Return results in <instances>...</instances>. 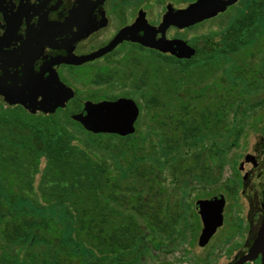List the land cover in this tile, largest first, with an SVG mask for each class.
<instances>
[{"label":"trees","instance_id":"16d2710c","mask_svg":"<svg viewBox=\"0 0 264 264\" xmlns=\"http://www.w3.org/2000/svg\"><path fill=\"white\" fill-rule=\"evenodd\" d=\"M263 19L264 0H248L245 9L217 35L216 43V35L201 37L203 47L193 45L196 55L190 60L149 51L160 74L151 75L149 81L134 76L136 92L146 98L149 109L162 114L164 119L156 120L162 151L160 155L153 152L152 159L158 165H170V175L180 188L187 179L216 183L225 153L212 141L206 152L213 165L206 167L198 153L192 160L194 164L185 165L181 149L189 152L206 136L212 138L223 122L226 107L231 109L229 124L234 134L228 149L241 127L234 129L236 111L232 104H219L212 111L201 110L196 118L186 113L185 102L176 103L179 92L190 88L192 77L197 76L198 83L215 74L223 61L230 60L235 68L234 77L241 79L240 68L248 63L244 52L250 53L259 45L264 35ZM197 58L200 66L192 68ZM164 66L172 72L166 86L159 83ZM253 85L254 82L248 84ZM262 105L264 94L251 103L250 109ZM23 113L30 120H23ZM245 113L244 110L242 115ZM72 114L66 115L68 121L82 129L71 120ZM164 128H169V134ZM0 138L6 140L0 142V233L7 245L0 264H35L31 251L40 243L45 244L46 250L40 264H66L71 258L80 264L82 257V264H139L148 255V244L160 249L162 243L156 236L167 238L174 232V225L184 222L168 197L163 198L158 178L161 169L149 164L151 154L145 153L137 129L126 137L86 133L85 142L79 145L56 116H35L22 111L8 115L0 111ZM196 147L205 148L203 143ZM34 185L39 202L32 197ZM155 186L162 198L156 202L152 194ZM228 188L233 194L235 186L230 184ZM30 210H47L50 218L33 216ZM5 217L9 219L2 221ZM12 244L19 246L18 253L8 252ZM51 247L53 251L47 253Z\"/></svg>","mask_w":264,"mask_h":264},{"label":"flooded vegetation","instance_id":"af4514ba","mask_svg":"<svg viewBox=\"0 0 264 264\" xmlns=\"http://www.w3.org/2000/svg\"><path fill=\"white\" fill-rule=\"evenodd\" d=\"M149 1L0 0V111L26 112L20 105H8L4 98H15L22 92L25 95L38 94L55 86L57 81L71 89L74 98L64 108L56 109L51 116L67 114L71 101L77 102L74 115L88 102L126 98H110L101 88H107L117 75L125 78L131 88L134 76L137 80H144L147 68L142 62L152 50L124 40L99 58L80 65L71 63L107 47L124 30L140 37L144 31L153 28L157 37L175 40L180 39V36H167L169 31L176 33L197 26L184 30L173 26L165 31L160 29L167 6L176 12L196 0L184 8L176 7L172 2H163L160 14L154 21H150ZM232 7H227L224 13L215 18L227 13ZM74 84H78L85 92L83 99L77 98ZM34 115L48 116L41 112ZM247 168L248 165L243 169L244 172L238 168L239 177L225 185V196L219 195L224 200L222 226L203 248L199 247L200 250H206L205 264H264V164L260 166L255 158V166L245 172ZM230 184L235 186L233 195L239 193L243 201L233 202L229 208L230 203L226 199L231 195L228 188ZM215 197L197 199L193 204L195 219L200 224L199 234L202 226L195 211V203ZM3 251L0 249V256Z\"/></svg>","mask_w":264,"mask_h":264},{"label":"rangeland","instance_id":"374dc122","mask_svg":"<svg viewBox=\"0 0 264 264\" xmlns=\"http://www.w3.org/2000/svg\"><path fill=\"white\" fill-rule=\"evenodd\" d=\"M163 2H172L176 7L184 8L192 0H151L149 1V17L150 21L156 20L160 14L161 4ZM248 0H237L233 7L227 13L206 21L205 23L199 24L192 29H188L181 32L169 31L167 36L178 35L180 39L188 42L189 45L196 48L202 49L203 40L201 37L214 36L216 43L217 35L221 33L227 24L235 18L240 12L245 9ZM262 29L264 30V19L262 20ZM199 39V40H198ZM251 53V54H250ZM244 52L247 56L248 63H243L241 66V72L243 75L241 79H237L233 75L234 64L228 60L219 63V68L215 74H210L200 79L197 83V76L191 78L190 83L192 84L188 90H181L178 95L176 103L183 104L185 102L186 113L190 116L196 117L198 112L201 110L212 111L217 105L232 104V110L236 111L234 129L241 127V131L237 139L233 142V146L229 148V145L234 140V134L230 130V121L232 118L231 109L227 108V113L223 119V122L214 130V136L211 138L206 136L197 145L201 147V144L205 146L204 149H198L196 146L191 151L185 152L181 149V157L185 159V165L194 164V155L199 154L204 165L206 167H212L213 163L208 158L206 152L207 148L210 147L212 141L215 142L216 146L221 147L225 150L224 153V165L221 170L219 179L216 183L205 184L195 180L187 179L186 185L182 188L179 187L177 181L173 180L170 170V165L162 163L161 165L156 164V161L152 159L153 152L160 155L162 151L161 144V132L157 130L156 120H164L162 114L158 115L156 111H153L147 107L146 98H141L140 93L136 92L134 87H129L125 78L117 75L112 83L102 89L105 90V95L110 98L114 97H126L133 99L140 107L139 116L135 124V129L139 132L141 143L144 145L145 153H150L149 164L156 165L157 169H161L159 174L160 186L164 197H168L170 200L171 207L179 213L183 218V223H177L173 226L174 232L169 237L156 236L157 240L162 243L159 250H155L148 244L149 252L148 255L142 258L139 264H205V253L206 250H200L197 246V237L199 234L200 224L197 222L194 216L193 204L197 199L206 198L209 196H219L225 194V185L233 181L234 178H238L239 174L237 169L240 168L242 171L247 166L244 161L246 155L254 156L259 162L260 166L264 164V105L251 108V103L259 100L264 94V35L262 36L259 45L254 50ZM147 59H143V66L147 68L146 79L149 81L150 76L153 74L159 75L160 71L157 68L156 60L148 53ZM200 59L197 58L196 62L193 63L192 68L200 66ZM136 70V69H135ZM197 71V69L195 70ZM136 74L137 72L134 71ZM150 73V74H149ZM172 72H169V67L164 66L161 68V79L159 83L168 84L169 76ZM173 76L176 77V74ZM134 79V78H133ZM152 79V78H151ZM150 79V80H151ZM134 81V80H133ZM154 82V81H152ZM195 82L197 83L195 85ZM251 82H254L253 86H248ZM77 91V98L83 99L85 92L78 84H74ZM148 87L145 89V91ZM190 97V98H189ZM241 99L240 104L238 100ZM77 102L71 101L67 110V114L73 113L76 109ZM239 106V107H238ZM207 109V110H206ZM238 109V110H237ZM246 111L245 115H242L243 111ZM24 112V111H22ZM171 112V111H170ZM13 115L14 113H7ZM18 114V113H17ZM28 114V113H27ZM67 114H58L57 118L65 127V129L74 137L76 144H83L86 139V132L78 127H75L67 119ZM157 114V117L155 116ZM30 115V114H29ZM23 120H30L25 113L21 114ZM155 119V121L153 120ZM156 129L154 132L153 129ZM164 132L169 134V128H164ZM211 138V139H210ZM6 141L0 138V142ZM215 171V168H214ZM244 172V171H243ZM216 173V171H215ZM33 198L39 197L36 193L34 185ZM155 194L153 200L162 199L161 196L157 195V186L152 191ZM225 196V195H224ZM150 195H147L149 198ZM163 201V200H162ZM229 204V208L233 205V202L243 201L241 195L236 193L231 194L226 199ZM172 209V211H173ZM175 210V211H176ZM32 215L43 216L44 219L50 218V212L47 210L33 211L30 210ZM9 218L5 217L3 221H7ZM147 237L151 238L149 233H146ZM216 238H214V241ZM44 243L36 244L31 251L32 257L34 258L35 264H40V257L46 252L43 248ZM5 240L2 238L0 233V249L7 250ZM9 247L8 252L18 253L19 246L12 244ZM53 248H49L48 252H52ZM85 261L82 257L80 264ZM66 264H77L78 261L74 258L68 259Z\"/></svg>","mask_w":264,"mask_h":264},{"label":"water","instance_id":"95a60500","mask_svg":"<svg viewBox=\"0 0 264 264\" xmlns=\"http://www.w3.org/2000/svg\"><path fill=\"white\" fill-rule=\"evenodd\" d=\"M236 1L196 0L190 3L185 9L176 12L170 6H167L166 12L162 17L160 29L165 31L171 26L178 30L188 29L211 20L218 14L224 13L227 7L233 6ZM124 40L140 44L144 48L161 55H169L177 60H190L196 54V50L189 46L186 41L180 39L168 40L163 36L157 37L153 28H149L140 37L124 30L107 47L89 56L78 58L71 64L80 65L81 63L99 58L113 50L117 44ZM73 98V91L65 88L57 81L55 86H50L49 89L38 94L25 95L22 92L15 98L5 97L4 101L8 105L22 106L30 115H34L37 112H41L44 115H51L56 109L64 108L66 103ZM138 116L139 108L133 100L118 98L114 101L85 103L81 111L72 115L70 118L86 133L126 137L135 133V124ZM244 161L248 165L245 172H248L255 166L254 156L248 154L244 157ZM223 207L224 200L219 196L207 200H199L195 203V211L199 215L202 226L197 239L198 247L203 248L215 234L216 230L222 226Z\"/></svg>","mask_w":264,"mask_h":264}]
</instances>
